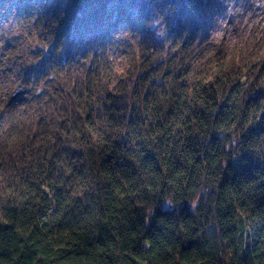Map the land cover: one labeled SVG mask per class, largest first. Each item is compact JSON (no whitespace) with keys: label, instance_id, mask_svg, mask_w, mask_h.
I'll use <instances>...</instances> for the list:
<instances>
[{"label":"clouds","instance_id":"clouds-1","mask_svg":"<svg viewBox=\"0 0 264 264\" xmlns=\"http://www.w3.org/2000/svg\"><path fill=\"white\" fill-rule=\"evenodd\" d=\"M208 3L73 44L0 0V264H264V0Z\"/></svg>","mask_w":264,"mask_h":264},{"label":"trees","instance_id":"trees-1","mask_svg":"<svg viewBox=\"0 0 264 264\" xmlns=\"http://www.w3.org/2000/svg\"><path fill=\"white\" fill-rule=\"evenodd\" d=\"M169 2V0H164ZM180 9L177 18V26L174 29L176 35L186 25H191L193 32L208 19V0H170ZM54 14L58 10H65L67 16L60 26V34H67L73 44L90 43L94 40L103 41L109 32L116 30L122 22L135 26L134 10H140L149 14L148 0H51ZM193 10H198L194 15ZM212 197L205 193L201 198V207L205 206ZM264 221V217H261ZM242 248L243 242H239ZM248 264H251V250L248 253Z\"/></svg>","mask_w":264,"mask_h":264}]
</instances>
